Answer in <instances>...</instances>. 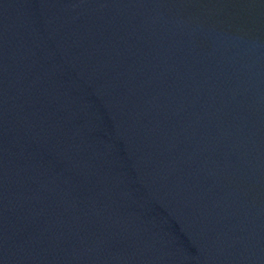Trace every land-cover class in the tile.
<instances>
[{
    "label": "water",
    "instance_id": "water-1",
    "mask_svg": "<svg viewBox=\"0 0 264 264\" xmlns=\"http://www.w3.org/2000/svg\"><path fill=\"white\" fill-rule=\"evenodd\" d=\"M0 264H264V0H0Z\"/></svg>",
    "mask_w": 264,
    "mask_h": 264
}]
</instances>
